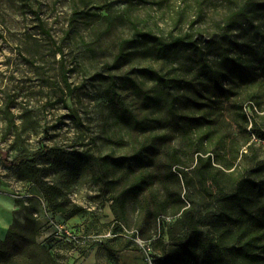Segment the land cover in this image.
<instances>
[{"label":"rangeland","instance_id":"obj_1","mask_svg":"<svg viewBox=\"0 0 264 264\" xmlns=\"http://www.w3.org/2000/svg\"><path fill=\"white\" fill-rule=\"evenodd\" d=\"M255 128L264 0H0V217L14 203L16 221L0 264H155L195 230L264 264ZM60 225L79 243L55 242ZM251 238L253 263L229 252Z\"/></svg>","mask_w":264,"mask_h":264},{"label":"trees","instance_id":"obj_2","mask_svg":"<svg viewBox=\"0 0 264 264\" xmlns=\"http://www.w3.org/2000/svg\"><path fill=\"white\" fill-rule=\"evenodd\" d=\"M140 38L143 40L152 39L155 44H158L156 38L148 37L145 34H140ZM239 67L240 71L244 70V66L241 64H236ZM247 70V68L245 69ZM132 89L137 93L141 94L142 91L139 88L138 84L135 82L131 83ZM121 119L128 126L136 127L141 131L144 129L141 122H137L132 118L131 114L124 108H122ZM243 119L246 121L247 116L244 114ZM253 134L256 138L264 140V132L261 129L255 128ZM136 162L140 165L143 164V156L138 154L136 156ZM23 160L19 157L13 159L12 161H3V165L6 168H19L23 165ZM148 185L146 178H140L136 184L131 188V192L137 195L142 192L145 187ZM125 205L126 198L121 197L117 198L113 205V213L118 220H121L125 215ZM81 212V209L73 211L69 215V219L76 214ZM15 219L13 223H15ZM14 231L13 225L8 229L5 240L0 241V250L2 247H6L8 239ZM254 239L247 241L244 246L239 248L230 249L229 252L233 253V256L238 258L240 261L253 263L257 256L254 255L252 249ZM38 256V255H37ZM226 250L218 244L216 240L209 237H204L199 231H193V234L185 238L177 246V250L173 253L167 254L161 260H155V264H233ZM43 261V260H42Z\"/></svg>","mask_w":264,"mask_h":264},{"label":"built area","instance_id":"obj_3","mask_svg":"<svg viewBox=\"0 0 264 264\" xmlns=\"http://www.w3.org/2000/svg\"><path fill=\"white\" fill-rule=\"evenodd\" d=\"M53 239L55 242H68L71 244L79 243V237L70 230L67 226L60 225L55 227V232ZM148 252H150L149 248L146 250V254L148 255Z\"/></svg>","mask_w":264,"mask_h":264},{"label":"crops","instance_id":"obj_4","mask_svg":"<svg viewBox=\"0 0 264 264\" xmlns=\"http://www.w3.org/2000/svg\"><path fill=\"white\" fill-rule=\"evenodd\" d=\"M8 209L10 210L8 217H0V241L5 239L8 229L13 225L15 204L11 205L8 203Z\"/></svg>","mask_w":264,"mask_h":264}]
</instances>
